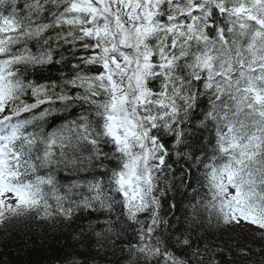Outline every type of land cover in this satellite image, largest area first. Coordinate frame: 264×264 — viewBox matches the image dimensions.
<instances>
[{
    "label": "snow or ice",
    "instance_id": "6c2138e0",
    "mask_svg": "<svg viewBox=\"0 0 264 264\" xmlns=\"http://www.w3.org/2000/svg\"><path fill=\"white\" fill-rule=\"evenodd\" d=\"M18 236L51 252L18 264H264V0H0Z\"/></svg>",
    "mask_w": 264,
    "mask_h": 264
},
{
    "label": "trees",
    "instance_id": "16d2710c",
    "mask_svg": "<svg viewBox=\"0 0 264 264\" xmlns=\"http://www.w3.org/2000/svg\"><path fill=\"white\" fill-rule=\"evenodd\" d=\"M38 229L34 228L32 232L28 233V237H35ZM32 250L34 252V258L47 257L51 255V252L43 251L40 248V240L28 239L24 236L16 237L14 243L9 244L7 249H3L0 245V264H18V258L20 254L24 251Z\"/></svg>",
    "mask_w": 264,
    "mask_h": 264
}]
</instances>
